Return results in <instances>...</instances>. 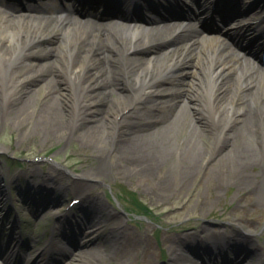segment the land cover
<instances>
[{
    "label": "bare ground",
    "instance_id": "bare-ground-1",
    "mask_svg": "<svg viewBox=\"0 0 264 264\" xmlns=\"http://www.w3.org/2000/svg\"><path fill=\"white\" fill-rule=\"evenodd\" d=\"M156 1L160 8L153 12L155 14L149 18L148 23H139L136 13L126 14L119 6H112L108 0L91 4L92 13L83 0H72L73 12L49 15H39V10L14 14L9 10L10 7L5 5L4 0H0V110H10L17 104L20 105L21 100L14 98L21 91L26 92L27 84L42 82L38 86L39 92L45 94L41 106L36 104L31 106L32 102L22 101L24 112H28L27 107H31L29 116L33 113L38 122L42 123L52 121L60 123L57 120L61 117L63 122L71 117L69 131L76 134L82 130L90 135L89 137L101 138L103 152L113 151L117 161L134 164L135 174L139 175L140 179H150L151 175L155 174L154 168L161 167L157 173L161 175L159 188L167 184L170 175V167L163 169L164 164L172 159L168 154L169 143L179 139L184 133L187 134L184 140L187 142H191L190 139L197 134H201L210 142V138L216 133L225 145H234L240 139H248V144H245L249 153L254 151V158H263L264 154L262 151L258 153V150L260 147L264 149V143L260 144L255 139L260 137L259 126L254 124L253 117H249L243 106L246 93L249 96L248 100L253 99L263 83L260 79L264 72L261 55L254 50L245 55V51L236 47L226 35L206 33L204 27L186 29L179 27L180 23L161 25L160 20L171 13L173 3L169 1H177L181 8H186L187 1ZM143 2L150 10L155 7L146 0ZM165 2L167 3L163 5ZM210 2L218 6L217 13L221 17L226 16L227 12L231 13L228 3L233 1L210 0ZM254 4H264V0H256ZM260 7L254 11L258 14L254 21L261 22L250 23L248 26L258 33L264 31V9L258 13ZM112 12L123 16L126 22L122 24L104 22L106 15ZM81 13H85V17H82ZM181 16L185 14L182 13ZM57 30L72 42L70 44L72 48L65 50L66 54L62 61L50 59L40 64L39 60L48 53L39 44L54 38V32ZM158 43H173L175 46L171 50L149 55L150 60L142 56L143 50ZM61 47H63L61 41L59 44H52L49 52L59 51ZM148 50L150 49L146 51ZM20 60L32 67V71L19 76V69L15 65L20 63ZM154 61L158 62V68L154 66ZM48 66L53 68L52 73L46 72ZM64 72H68L69 80L65 75L63 77ZM167 74L177 81H170L168 85L155 84L149 92H141L142 87L153 79L166 77ZM129 76L134 79V82L132 81L134 84L126 88L124 81ZM67 80L70 86L66 83ZM201 80L204 83L203 91ZM240 91L244 94L241 95L240 104L234 111L237 105L235 98ZM131 93L137 97L136 101L131 99ZM113 94H116V98H113ZM66 95L75 97V109L69 111L65 108L62 100ZM204 95L217 108V121L213 123L222 124V129L218 130L212 121L208 120L202 98ZM109 97L118 99L120 105L130 100L128 106H124L118 112L112 123L108 116L95 115L96 105L110 103ZM2 100L6 103H2ZM69 101L71 100L67 99V102ZM224 109L226 112L223 111L221 114L220 111ZM17 113L22 115V110ZM119 116L122 118L118 123L116 121ZM185 126L187 128H184ZM58 128L62 130L61 125ZM194 132L195 135H192ZM105 143L107 146H104ZM206 149L204 146L200 150L206 152ZM195 151V154L199 155L196 148ZM192 158L195 160L200 156L193 155ZM230 159L239 164L241 158ZM244 161H247V157ZM66 183L69 184L70 180L58 176L54 180L58 187L55 186L53 189L65 192ZM260 189L263 193V188ZM61 199L58 197V200ZM53 205L54 201L43 203L37 213L40 214L42 209H48ZM83 215L81 221L77 223L79 250L76 254V264H104L108 258H116L119 264H158L155 249L148 236L135 235L127 227L119 224L113 230H106L110 220L120 219L119 215L108 213L102 206L96 207L94 203L89 204ZM71 221L65 220L64 223L73 224ZM201 228L195 231L199 232ZM62 237L68 240L69 244L62 243L58 236L51 251L61 253V258L65 260L68 256L75 255L73 250L76 247L72 235L66 228ZM190 237L196 241L191 247ZM16 239L13 235L11 243L14 244ZM59 239L61 244L58 242ZM179 239L181 245L177 247L171 243L169 247L170 254L172 253L171 261L174 264H198L201 261L199 253L203 251L202 254L211 256L215 252H220L222 246L238 247L240 250L234 252V257L230 261L223 260V264H252L253 259L246 260V257L251 254L250 251L257 249L253 236L240 230H235V233L227 229L215 230L206 236L200 234L199 237H192L191 233L187 232ZM6 244L7 242L3 243L4 249L0 256L1 261L5 263L9 260L11 262V256L15 255V246L18 245L15 243V246L12 244L6 249ZM191 248L197 250V255ZM45 255V252H41L34 263H38Z\"/></svg>",
    "mask_w": 264,
    "mask_h": 264
},
{
    "label": "rangeland",
    "instance_id": "rangeland-1",
    "mask_svg": "<svg viewBox=\"0 0 264 264\" xmlns=\"http://www.w3.org/2000/svg\"><path fill=\"white\" fill-rule=\"evenodd\" d=\"M33 4L35 6H47L56 4V2L54 0H35ZM85 15L82 17H85ZM107 18H105V22H108ZM118 22L120 21L113 24ZM221 26L220 30H223V24ZM54 33V38L39 44L48 53L46 57L39 60L40 64L50 59L62 61L63 56L66 54L65 50L72 48L70 45L72 42L68 41L61 31L57 30ZM60 41L63 43V47L59 51L49 52L52 44H59ZM249 41L250 39H244V42ZM174 46L175 44L155 45L154 48L145 52L143 57L150 60L149 55L171 50ZM19 62L15 66L19 69V76L32 71L33 68L29 67L24 61L20 60ZM158 65V62L154 61L156 68H158ZM261 65L264 66V62ZM52 70L51 66L46 68L48 73ZM64 75L69 80L68 72H64L63 77ZM159 78L153 79L154 81L148 87L153 86V84L168 85L170 81H177L168 74L166 77ZM260 79L263 80V83L259 86L254 98L248 100L249 96L246 93L243 106L249 117H253L254 124L259 126L260 137H255V139L262 144L264 143V72L260 75ZM132 81L134 82V79L129 77L126 83L124 82L126 88L134 84ZM201 81L203 91L204 83L203 80ZM41 83L27 84L26 92L21 91L14 98L21 100L20 105L17 104L10 110H0L2 112L0 113V198L4 201L0 205V218L3 217V213L5 214L6 204L11 206L12 201H14V206H16V209H13L6 217L7 231H0V246L4 242L10 244L12 236H17L16 232H19L21 224L24 227V237L28 240L27 251L33 250L36 253L48 245V240L57 225L55 214L64 211L67 204L57 206L60 208L56 211L46 208L42 209L40 214L37 213L40 208V205H37L39 201L33 202L32 200L36 197L41 199L42 196L48 195V191L43 190L45 189L43 184L46 182L44 177L47 176H55L54 179L61 176L76 184L70 188L71 198L77 189L86 192L87 195H95L103 197V199L108 197L111 201L109 202L110 205H113L109 206V209L113 212H117L118 208L124 206L136 215L134 210L138 213L142 212L135 209L138 207L133 204L146 207L149 210L148 214L139 217L136 215L137 217H133L134 219L130 223L132 226H129L132 228V233L135 232L136 235L146 234L150 237L156 252L155 259L157 262L171 257L170 251L168 252V244L163 246L165 241L171 239L172 241L174 239L178 241L180 235L187 232L191 233L195 229H200V227L205 231L204 233L208 234L212 230L222 227L221 225L224 226L221 228L222 230L227 229L233 233L235 230L241 231L243 229L247 233L253 234L257 242L264 244V157L254 158V151L249 153L246 145L249 142L248 139H240L234 145H225V142L220 141L217 133L210 138V142H207L201 134L195 135L194 132L192 135L195 136L190 139L191 142H187L184 141L187 135L184 133L179 139L177 138L174 142L169 143L168 154L172 159L164 164L163 169L170 167V175L167 178V184L159 188L161 175L157 173H159L161 167L156 166L154 168L155 174L151 175L150 179H140L141 177L135 174L134 164L117 161L113 151L103 152L101 138L98 136L89 137L90 135L85 134L82 130L77 131L76 134L69 131L71 117L66 121L64 120V122L61 117L57 120L60 123L55 121L42 123L38 122L36 115H33V113L29 116L31 107H27L28 112H24L22 101L32 102L31 106L35 104L41 106V100L43 101L45 97V94L38 90ZM66 83L69 85V81ZM243 94L242 91L237 94L238 96L235 98L237 105L234 111L237 110L238 104H240L239 100ZM113 98H116V94H113ZM113 98H108L110 103L105 105L99 103L95 107V115L98 117L108 116L111 123L118 112L130 103L129 100L120 105V101ZM132 98L134 99L131 96ZM67 99L72 102H67ZM62 101L67 110L75 109L74 96L66 95ZM2 103L6 102L2 100ZM19 110H22V115H18L17 111ZM223 111L226 112L225 109L221 110V114ZM205 112L208 120L212 121V124L218 130L222 129V124L213 123V121H217V108L213 106V110H211L205 106ZM59 125H61L62 130L58 128ZM216 128L212 127V129ZM189 130L191 131V128ZM105 145L107 146V143ZM204 146L207 148L206 152L200 150ZM195 148L199 155L195 154ZM243 150H245V154H243ZM261 151L264 154L263 147H260L258 153ZM193 155L200 156V158L194 160ZM229 156L241 158L238 161L240 163L229 160ZM36 157H48V163L34 162ZM246 157L247 161H244ZM32 176L36 178L31 179ZM7 177H12L10 183H7V186H11L13 189L11 203L9 201L5 202L7 192L3 186V181ZM33 186H36V188ZM260 187L263 188V193ZM24 192L26 194L23 196ZM39 192L40 194H38ZM29 195L32 196V199L28 198ZM105 201L103 204L107 206L108 202ZM117 213L121 214L123 220L128 221L126 215L122 214L121 211ZM76 216H81V213L76 212ZM15 220H18V224L15 223ZM13 221L15 225L12 227ZM3 224L1 220V230H3ZM75 224L74 228L65 224V228L72 235V241L75 242L76 248H74L75 255L68 257L64 264L77 263L76 254L79 250L77 247L79 242L77 231L79 224ZM116 224L109 225L107 230H112ZM191 251L196 252L197 250L191 248ZM228 251L232 252V250ZM235 251L240 250L235 247ZM223 252L226 255L228 254L226 250ZM35 253L28 254V258L31 259ZM251 255L246 260L253 259L252 264H258L259 256L257 255H261V251ZM198 256L204 262L205 260L208 261L205 254L201 253ZM52 257L54 260L59 258L58 255L54 254ZM114 260L115 258H108L104 264H119V262L114 263ZM1 262L2 264H18L16 262L5 263L0 259ZM19 264L23 263L20 262Z\"/></svg>",
    "mask_w": 264,
    "mask_h": 264
}]
</instances>
